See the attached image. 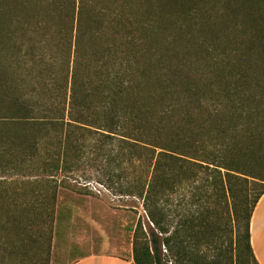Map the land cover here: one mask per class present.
I'll list each match as a JSON object with an SVG mask.
<instances>
[{
    "label": "trees",
    "instance_id": "obj_1",
    "mask_svg": "<svg viewBox=\"0 0 264 264\" xmlns=\"http://www.w3.org/2000/svg\"><path fill=\"white\" fill-rule=\"evenodd\" d=\"M198 1H177L184 26L165 30L104 28L95 16L89 25L78 0H47L68 25L38 27L32 63L0 61V174L28 178L0 183L1 264L49 255L57 176L88 168L143 204L149 228L131 230L135 264H258L264 0L218 2L250 13L194 16Z\"/></svg>",
    "mask_w": 264,
    "mask_h": 264
},
{
    "label": "rangeland",
    "instance_id": "obj_2",
    "mask_svg": "<svg viewBox=\"0 0 264 264\" xmlns=\"http://www.w3.org/2000/svg\"><path fill=\"white\" fill-rule=\"evenodd\" d=\"M177 1L184 0H78V6L82 8L83 21L89 25L88 18L95 16L96 19L104 21L102 25L104 28L121 25V28L168 30L184 26L181 14L185 10L175 6ZM221 1L225 0H200L198 5L195 4L197 7L190 9L191 14L202 16L200 14L206 11L217 16L233 11L245 14L244 12L250 13L249 9L255 10L253 7L250 8V5L246 9L233 7L228 9L223 4H218ZM2 2L0 1L2 24L0 30L5 35L4 44L8 47L5 48L7 55L1 57L0 61L11 64H14L13 61L31 62L40 53L37 43L41 35L40 31H37L38 27L64 28L68 25L66 20L62 19L63 16L58 14L60 10L56 11L54 5L48 7L47 0H3ZM27 14L30 15V22L29 19L28 21L23 19ZM243 18L244 16L241 17ZM202 26L198 25V27ZM222 27L242 28L244 25L222 24ZM31 48H34V51ZM94 174L95 172L88 168L87 173L81 169L74 173L64 171L57 176L63 180V187L58 190L56 208L60 219L57 220V226L53 227L56 232L49 255L42 256L40 252L36 255L33 264H71L94 254H113L122 257L132 255L131 230L140 220L145 230L149 228L143 204L135 198L115 196L96 182L92 177ZM38 178L40 176L31 177V179ZM41 178L46 177L42 175ZM26 179L28 178L24 176L0 174V183L9 184ZM4 239L7 241L6 238ZM162 249L163 254L167 255L165 247Z\"/></svg>",
    "mask_w": 264,
    "mask_h": 264
},
{
    "label": "crops",
    "instance_id": "obj_3",
    "mask_svg": "<svg viewBox=\"0 0 264 264\" xmlns=\"http://www.w3.org/2000/svg\"><path fill=\"white\" fill-rule=\"evenodd\" d=\"M250 239L253 254L258 264H264V194L253 212L250 222ZM71 264H135L133 253L128 257L113 254H94Z\"/></svg>",
    "mask_w": 264,
    "mask_h": 264
}]
</instances>
